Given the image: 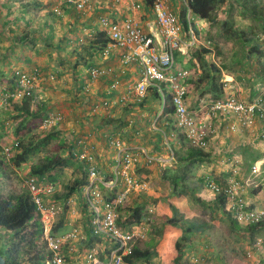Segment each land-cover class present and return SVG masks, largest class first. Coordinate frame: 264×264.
<instances>
[{
	"label": "crops",
	"instance_id": "obj_1",
	"mask_svg": "<svg viewBox=\"0 0 264 264\" xmlns=\"http://www.w3.org/2000/svg\"><path fill=\"white\" fill-rule=\"evenodd\" d=\"M141 1L143 2V7L140 10L132 9L126 1H96L89 9L82 11H79L75 5L65 4L63 5V15L58 17L50 15V10L56 5L54 0H0V94L3 90H11L16 86V82L13 77L15 69L20 68L31 70L33 67H40L44 72V75L42 79L38 81L35 88V92L39 100L48 101L53 109L58 108L61 112H63L62 110L65 111L67 107L70 106L71 109L76 108L77 104L69 101L70 96H65V94L75 91L77 98L80 99V104H82L86 110L92 109L93 111L100 112V117H98L96 122L91 118V116H88V118L90 117V119H87L86 121V126L88 128L84 129L81 134L84 132L88 133L87 135L85 134V136H87L89 142L94 145L97 161L96 164L99 165L102 177H111L109 180L105 179L106 182L113 179L115 180V175L118 169L119 152L108 143V140L102 137L103 132H110L111 130V132L115 134V137L119 139L121 138L128 147L135 149L143 148L145 150L147 148L151 149V153H147L152 157H155L156 160L149 164H147V159L141 162L144 165L147 164V167L144 168L148 171L146 177L143 178L142 181L145 185L144 189L133 190L129 194L128 200L124 206L126 207L123 211L124 214H130V206H132L136 200H139V202L146 203L148 213L146 218L149 216H154L155 218L156 216L163 214L172 216L173 211L168 205L166 199L168 198L177 205L180 214L183 215L184 218L188 221H197V223L203 224L206 231H209L208 229L213 227V224H216L214 223L216 219L219 220V226L217 227H220L222 224L227 228L229 223L225 216L219 215L216 212L218 206L215 205V210L212 208L213 203L216 200V193L207 185L204 186L198 193V195L205 201L204 205L194 202L189 194H183L178 197H170V188L161 177L163 167L159 158L168 159V163H170L168 166H174L175 162L171 160V154H169L168 151L162 152L161 149L157 147L156 143L158 142L154 136V134H156L155 130L162 131V129H164L163 125L166 123V118H163V123L160 122V126H157V123L149 122L151 118L149 119L146 116L150 107H154L155 105L157 106V103L150 104L149 102V105L145 104L143 108L139 105L123 106L120 103L115 104V102L119 100L122 95H125L133 85L141 80V66H139L136 62L125 64L123 62V53L119 50L113 51L108 56L102 55L101 52H94L90 58L89 53L92 51L90 48L87 50V48H83L84 45H81L82 49L77 48L80 44L75 42L76 39H80V43H84L85 41L88 42L90 39L95 37L94 35L99 30L103 29L100 23V18L103 16H106L111 20L125 19L128 16L134 17L143 28L148 29L149 25L153 23L154 16L151 13L150 6L148 4L149 2L147 0ZM163 1L169 8H172H170L171 10H174V12L178 14L182 24V39L184 41V45L182 51H179V57H181L183 63L180 67L189 69L190 74L188 81L197 80L198 77L203 74V70L202 68L200 70L196 65H200V61L202 60L198 57V55L194 56L192 54L194 51L191 53L190 49L194 48L195 50L202 43L205 45L204 42L200 43V39H198V37L203 39L207 38H205V35L200 36V34L202 33V28L204 26L206 27V24L212 22L208 19H203L196 15L190 16V14H188L187 21H192L190 26L196 38V40H193L191 32L184 29V19L181 16V0ZM207 33L208 31L205 34ZM68 43L70 44L65 49V46ZM214 55L215 54H211V57H214ZM78 56L80 57L78 58ZM86 59H88V62L92 60L95 64L111 67L114 70L113 75L104 76L101 79L91 80L89 73L90 67L87 64H84ZM76 61L80 62L79 67H75L74 65ZM11 67H13L11 69V73L7 75L6 73ZM52 73H58L55 75V79L53 80L48 78L50 75H53ZM256 74L260 75L258 72H256ZM225 76L227 79L234 80L238 90L242 88L243 85L237 81L236 73L225 74ZM114 78H119L120 81L118 85L112 89ZM51 84L56 85L57 88L56 86H51ZM260 84L262 83L259 82L258 85ZM83 86L86 87L85 91L88 95H84L82 90L81 92L79 91V89H82ZM188 87L190 90V102H195L197 106L200 102H202L198 99H194L196 96L195 94L198 95L197 85L188 82ZM51 88H55L53 89L54 92L49 91ZM249 89L252 90L251 87ZM77 90L80 92L79 94H77ZM250 95L251 93L249 96ZM50 96L53 98L51 99ZM254 96L256 95L254 94ZM103 100H109L111 104L109 106L102 105L96 110V106L94 107V104H102ZM68 101L72 105L68 106ZM125 107H133V109L130 114L124 113V115H127L124 117L122 110H124ZM11 109H13V107H10L8 110ZM105 110L109 111L110 117L122 119V122L119 124L118 122L120 121H114V124H118L119 128L122 123L128 127L122 128V130L117 128V131L112 124H108L106 122L104 116H101ZM160 112L162 115V110ZM87 114H89V111ZM150 114L151 113L149 112L148 116H150ZM3 115L4 114L2 113L1 118H4ZM106 116L107 115H105V117ZM21 119L22 117L20 120ZM1 124L3 125V123ZM6 125H8V122ZM133 125H135V127ZM148 125H151L152 127ZM221 125L222 127L220 126V131L211 141L212 148L209 149V153L211 154L212 160L210 162L207 161L204 165H202L197 170V175L203 177L208 174H212L215 177H218L221 182L227 183V181L233 177L240 176V178H244V175L250 172V151L247 150V148L250 146V150H252L251 147L256 146L257 139H260L262 137V133L264 132V123L259 120L256 122L254 127L248 130L241 129L238 131H232L230 129L229 121H226ZM134 128H136V131H133ZM129 129L130 131H128ZM72 130H75L76 133L77 128H72L71 131ZM70 132L67 133L69 134ZM108 133H105L104 136H107ZM141 133L143 137L141 136ZM134 134L137 135L135 136ZM144 134L146 135L144 136ZM167 138L168 136H166L164 141L166 148L169 147L168 144H170V141ZM160 145L165 148L163 143ZM113 148L115 149V152H113ZM257 155L260 156V162H263L264 150L254 154V156ZM67 169L69 168L67 167L63 170V176L64 173H68ZM69 171L71 172L70 174L74 173L75 179L78 173L74 167H71ZM144 172L146 173V171ZM232 174H235L236 176H232ZM156 182L160 185H154ZM115 185V189L105 186L104 189L106 190L104 193L106 197L124 189V178L119 177V181ZM243 192L252 205L264 204V181L258 187L243 188ZM75 196L78 200L79 196ZM74 207L75 219L76 221H79L81 215L80 218H78V216L81 213L80 209L82 208V204H78L77 207ZM201 208L207 209L210 213V218L207 221L198 218V212ZM149 209L152 214H150L151 212H149ZM67 230L68 229L64 231ZM85 233L88 236V239L86 236V241H88L90 237L95 240L94 246L98 249V256L100 260L107 262L111 256L112 248L115 247V245L104 237L99 236L100 238H97L96 236L94 237V234L91 236L88 231H85ZM247 233L248 232H246V234ZM162 235V237H158L159 241L155 246L158 255L152 258L153 263L174 264L172 259L175 253L174 241L181 235V229L167 226ZM255 237L257 238V235H255ZM260 237L261 236H258L257 239L255 238L252 245L248 246L247 254L252 252L253 255H248L247 259H244L241 256L242 258L238 259L240 264H249L248 260L250 261L251 259V264H264V241L262 240L263 245L260 249L255 246V243L261 239ZM207 238L208 237L205 239ZM196 250H199L197 246L189 250L188 254H194L193 256L195 259L198 260L201 257L197 255L195 252ZM200 250L201 252L206 250V256L202 257V260L204 261L207 260V258L211 259L212 253H215L220 261L225 259L223 256V249L216 251V249L212 248V245H209L207 242L204 244V248L202 247ZM227 250L229 253H232L229 247L226 248V251ZM81 258L82 259H78V264H91V262L87 259L86 253L84 255L82 254ZM187 258L188 260L190 259V257ZM192 260L193 259L190 261L192 262Z\"/></svg>",
	"mask_w": 264,
	"mask_h": 264
},
{
	"label": "trees",
	"instance_id": "obj_2",
	"mask_svg": "<svg viewBox=\"0 0 264 264\" xmlns=\"http://www.w3.org/2000/svg\"><path fill=\"white\" fill-rule=\"evenodd\" d=\"M100 1H107V0H100ZM147 1L149 2L147 3L151 5L154 0H147ZM226 1L227 0H190L188 4L182 2L183 6H182L181 16L184 19V29L189 31L190 29L189 26L190 24H192V21H187V15L189 10L192 15H196L203 19H208L210 22L215 23L219 18L217 15V11L219 10L220 5ZM54 2L57 1L54 0ZM251 8L252 9H250V11L256 14L257 13L256 5H254ZM50 15L59 17L62 16L63 14L58 15L54 11V7H53L50 10ZM222 25H223V30H222L223 33L227 35L231 40H233L235 44H238L237 49L234 50L233 60L231 61V63H229L230 64L229 66L234 67L235 65L236 66L239 65L240 71L244 72L247 63H249V60L253 59L252 60L253 63H256L257 65L262 64L264 67V48L262 46L263 42L261 41L264 32L263 35H261L260 37L256 35L249 36V32L247 31L248 29L241 30L239 28L234 27L233 21L231 20H225ZM107 35L108 34L106 30L101 29L94 35L95 37L90 39L88 42L85 41L84 43H80V39H76L75 42L80 44L79 47H77V45L76 47L82 49L81 45H84L83 48H87V50H89L90 48L92 50L91 52L89 51L90 52L89 55L91 58L94 52L97 53L102 52L104 48L108 45L109 37ZM256 38H258L257 39L258 41H255ZM69 44L70 43L66 44L65 49L67 46H69ZM203 52L210 53L211 50L205 48L203 49ZM178 53L179 52L176 51V54ZM194 55L196 56L198 55V57L201 58L200 51H197ZM79 57L80 56H78V58ZM84 64H87L90 67L89 73L90 70L94 67L97 68L104 67L99 64L93 63L92 60L88 62V59L85 60ZM74 65L75 67H79L80 62L76 61ZM227 66L228 65H226L225 61L222 62V65L221 64L218 65V63L216 62H212V63L209 62L207 70L204 71V73L201 76H199L197 80H193L194 82L188 81L189 80L188 77V79L186 80L187 84L188 82H190L192 84L197 85L198 95L195 94L196 96L194 99L196 100L198 99L199 101H202L197 106L195 102L191 103L189 98L190 90L188 87L186 102L190 110L197 111L201 107H205V111H207L209 115L211 114V110H210L211 105L215 101L227 97V95L231 91L226 86L228 83L225 82L224 78L222 77V68L223 67L227 68ZM34 68L40 69L42 75H44V72L40 67H34ZM260 72L261 74H264V69L261 68ZM52 74L54 78H51V75L50 77H48L51 80L55 79V75H57L58 73H52ZM102 77L99 78L101 79ZM90 78L92 80L91 73H90ZM258 80H262V77L260 76ZM202 84H204V86ZM161 85L162 88L164 89L163 96L160 93L158 87L153 85L149 86L148 93L151 91L152 98L161 100V102L164 97L165 105H163V108L161 109H158L156 106L154 107L152 106L150 107L149 112L155 116H158L157 114H159V112L162 110L161 117L163 116L166 118V123L163 125L164 129H162V131L155 130L156 134H154V136L158 142L156 143V145L159 149H161L162 152L168 151V153L171 154V156L173 155L174 156L173 161L175 162L174 166H168L162 169L161 177L167 183V185L171 190L170 197H174V196L178 197L183 194H189L194 202L204 205L205 201L198 195V193L202 190L204 186H206V184L208 183V179H212L213 181L217 182V184L220 186H224L225 184H227L221 182L218 179V177H215L212 174H208L206 176L200 177L197 175V170L207 161L210 162L212 160L211 154L209 153V149L212 148L211 141L220 131L222 127L221 124L228 121V119H226L221 114H218V116L216 117H212L211 122L213 124V127L216 129V131L214 132V134H211L210 136L206 137L207 145L205 147L194 145L191 142V140L188 138L187 134L183 131V129L179 127L177 120L178 118L176 115V107L172 101L173 98L172 92L165 83H162ZM81 90L84 95H88V93L85 91L86 90L85 86H83L82 89H79L80 92ZM35 91L36 90L34 89L32 93L25 94L20 100L12 101V104H14L13 109L15 110L16 114H18L17 116L22 117V119L19 121L14 131L18 140V143L16 145L18 147L17 149L18 151L15 153V156L12 158V163L16 167H20L23 163H26L31 156L44 151L45 149H47L49 145H51L54 141H56L53 144V148H52L54 152L51 155L48 154L45 155L43 160L32 165L29 172V176H36L40 181H48L55 183L57 182V180H59L58 178H60V175L65 168L74 167L78 175L75 177L74 182L72 184H69L70 186L68 187L69 188L68 192L63 197L62 204H64V209L62 210V214L60 216V225L54 227L53 232L58 234L65 230L62 228L65 225H67L65 221L69 219L68 217L71 212L69 199L73 196L72 194H75L79 196V200H82L81 201L82 222L84 226H86L88 233H90V235L92 236L94 232L91 224L94 214L92 213L90 205L86 200V196L84 194V188L89 183V176H90L89 168L91 167V165L96 166V169L100 174L99 165L96 164L97 161H96L94 145L91 142H89V140H86L88 145L93 146V150H92L93 161L87 158L84 160H80L78 157V153L83 149V144L80 141L85 140L87 138L85 134L87 135L88 133L84 132L83 134H78V132L75 133V130H73L71 133L68 134L66 131H64L61 126L62 123L66 120L65 114L61 112L60 109L58 108L53 109V107L50 106L51 104L48 101L39 100ZM79 91L77 90L78 92L77 94L80 93ZM250 93L251 95L248 97L247 99L248 101H253V99L256 96L261 95V93H258L256 89H252ZM254 94L256 96H254ZM70 95L76 96V92L71 91L69 93V96ZM125 95H122L119 98V100L115 102V104L120 103L123 106L139 105L142 108L145 106V104H149V101L146 100L148 94L140 102L132 101V100L124 101L122 98ZM78 101L80 104V99ZM99 104L100 103L94 104V107L96 106L95 107L96 110L100 107ZM132 109L133 107H125L124 111L126 114L127 113L130 114L132 112ZM52 114L60 116L61 119L53 127H51L50 130L45 131L42 134V136L40 135L39 140L37 142H35L31 138L25 140V138L27 137V135H29V133L33 132L35 128L40 127V125H42L45 122V120L50 118ZM99 114L100 112H96L90 109L89 114H87V116H91V118L96 122L98 120V117H100ZM258 114H260V111H257V115ZM105 115L107 116L105 117ZM101 116H104L106 122L108 124H112L115 127V129L118 131L117 129L119 128L118 124L122 122L121 118L116 119L110 117L108 110H105ZM114 121H120V122H118V124L115 125ZM4 123L6 122L3 121V124ZM133 126L135 127V125ZM125 127L127 128L128 126L122 123L119 129L122 130V128ZM128 131H130V129ZM133 131H136V128H134ZM108 132H103L102 137L108 140V143L112 147L119 150L116 146H113L110 142L112 138H116L115 134H113L111 130L109 133ZM105 133H108V135L104 136ZM134 135L136 136L137 134ZM145 135L146 134H144V136ZM141 136L143 137L142 133ZM166 136H168L167 139H169L170 141V144H168L169 147L167 148H166V144L164 143ZM172 136L173 137L177 136L178 140L176 142H172L171 140ZM120 141L124 143L121 138ZM162 143L165 146V148H163L160 145ZM133 150L136 151L135 148H133ZM145 159L146 158L143 155L142 158L135 163V166L133 168L132 174L140 182L143 181V178H145L146 174L148 173V171L144 167H147L146 165L149 163L145 165L141 163L142 161H145ZM259 159L260 156L258 155L253 156V158L250 160L249 163L252 166V164ZM8 165L6 164V162H4V160L0 159V175H3L7 172ZM144 171H146V173ZM135 172L137 176L135 175ZM233 175L236 176L235 174H232V176ZM100 176L102 177L101 174ZM102 178L104 180L105 179L109 180L111 177L109 178L104 176ZM100 185L102 191L105 192L106 189H104L105 188L104 184L101 183ZM115 196H116V192L110 194L107 198L113 200ZM166 199L168 205L171 207L173 211V215L172 216H169L167 214L158 215L154 218V223L156 225L161 226L162 228V230H160L161 234L164 233L167 226H172L181 229V235L178 238H176V240L174 241L175 253L172 259L174 264H189V260L187 258V256L189 255L188 252L193 247H195V244L193 243L190 237V235L194 231V224H193L194 221H188L186 218H184V216L180 214L177 205L170 199L168 198ZM215 205L218 206L217 208L222 209L223 212L227 214L229 218V222L231 223V227L234 230H239L241 226H244L245 230L251 235V240H254L256 231L264 228V224L261 223L250 224V225H243L238 223L237 220L233 217L232 213L228 211L226 208L227 197L225 191H220L219 193H216V200L212 206L214 210H215ZM125 209L126 207H123V210L122 207L118 208V210L120 211L122 210L121 213H124L123 211ZM129 210L131 211L130 214L127 213L124 215V217L121 218L120 216L118 219L119 224H121L125 228H130L132 227L133 224H141L143 221L146 220L148 214L146 203L139 202V200H136V202L132 206H130ZM0 227L6 228L11 231L8 247L4 251H0V253L4 255V257L6 258L7 264H47L46 260L50 258L51 251L48 250L47 243L44 238V224L37 212V205L32 200V195L27 188L19 192H11L7 194L3 193L0 190ZM95 236L97 238H100L98 235L94 234V237ZM87 239L85 238V240ZM88 243H91L90 245L93 247L95 245V240H93V238L90 237ZM155 246L156 245L154 241L150 243L148 247L145 248L136 244L133 247L132 253L124 256V260L128 263H136L138 261H142V262L146 261L147 263H152L153 262L152 258L158 255Z\"/></svg>",
	"mask_w": 264,
	"mask_h": 264
},
{
	"label": "built area",
	"instance_id": "obj_3",
	"mask_svg": "<svg viewBox=\"0 0 264 264\" xmlns=\"http://www.w3.org/2000/svg\"><path fill=\"white\" fill-rule=\"evenodd\" d=\"M54 11L58 15L63 14V5H75L79 10H86L91 5L100 0H56ZM126 1L134 10H140L143 7L141 0H111ZM190 0H182L188 4ZM150 6L151 13L154 16L153 23L145 29L134 17L125 19H115L103 16L100 18L102 28L106 30L109 37L108 45L101 52L102 55L108 56L113 51L123 53V62L129 64L136 62L142 68V78L139 82L130 88V91L123 96V100H132L140 102L148 94L150 85L157 86L159 91L164 95L162 83H165L173 94V104L176 107V115L179 127L187 134L191 142L196 146L205 147L207 145V136L214 134L216 129L211 122L212 117L223 115L229 121L230 129L238 131L241 129H250L255 126L258 119L264 120V93L256 96L253 101H246L237 94V86L233 79H225L228 84L227 88L231 92L226 98L215 101L211 107V114L208 115L205 107L197 111L190 110L186 102L188 93V84L186 80L190 71L186 68H178L176 65V51H182L184 41L182 39V26L178 15L173 12L163 0H154ZM189 10V14H190ZM192 30V29H191ZM193 40H196L193 30L190 31ZM264 48V35L261 38ZM92 80L99 79L104 75H113L114 70L111 67H94L90 70ZM16 88L11 91H4L0 94V115L7 110L13 100H20L25 94H30L36 88V85L43 75L40 69L31 70L16 69L14 71ZM51 78H54L52 75ZM119 78H114L113 87L117 86ZM109 100L102 102L103 106L110 105ZM165 103V99H164ZM101 106V104H99ZM257 111L260 114L257 115ZM202 112V113H200ZM60 116L52 114L45 120L43 127L54 126ZM264 138V132L262 133ZM87 138L80 141L83 149L78 153L80 160L89 159L93 161V146L88 145ZM111 144L119 150L118 169L115 180L105 181L98 173L96 166L91 165L89 168V183L84 188L86 200L92 210V228L95 234H103L115 247L112 248L111 256L107 262L98 259V249H91L88 258L92 264H137L128 263L124 256L132 253L136 244V235H142L143 231L139 228L133 230L126 229L119 224V207L125 206L129 194L133 190L144 189V183L137 180L132 174L135 163L144 157L147 163L156 160L147 153L143 148L133 150L126 146L118 138H112ZM18 141H16L15 146ZM87 145V146H86ZM13 145L5 146L2 152L3 157L10 158ZM163 167L168 165V159L159 158ZM174 160V156H171ZM244 178L233 177L227 184L220 186L212 179H208L206 184L215 193L225 191L227 197V210L230 211L238 223L243 225L264 224V204L252 205L243 192L245 187H258L264 181V161H256L252 164L250 172L244 175ZM123 177L125 187L122 191L116 192L112 200L105 196L100 184L108 188H115V184ZM26 186L32 195V200L37 205V212L44 224V238L47 243L51 256L46 260L47 264H72L68 260V253L74 249V243L79 239H84L85 233L81 231L79 224L70 222L71 228L58 234L53 232L55 223L58 220L61 207L56 204L50 197L55 193L56 184L48 181H40L36 176H30L26 180ZM245 186V187H244ZM69 203L72 204L71 199ZM151 211V210H150ZM149 211V212H150ZM75 214V210L73 209ZM57 219V220H56ZM148 219V218H147ZM262 241L256 242V247L260 249ZM249 256L253 253L249 252Z\"/></svg>",
	"mask_w": 264,
	"mask_h": 264
},
{
	"label": "rangeland",
	"instance_id": "obj_4",
	"mask_svg": "<svg viewBox=\"0 0 264 264\" xmlns=\"http://www.w3.org/2000/svg\"><path fill=\"white\" fill-rule=\"evenodd\" d=\"M260 1V2H258ZM227 0L226 2H224L223 4L220 5L219 10L217 11V15L219 16L217 22L215 23H208L206 24V27L204 26L202 29V33L200 34V36L205 35L206 39L200 38L198 37V39H200V43L204 42L205 45L200 44V46L198 48H196L194 50L190 49L191 53L192 51H194L192 54L194 55L197 51H200L201 53V60L200 61V65L197 64L196 66L201 70L204 71L207 70V67L209 65V62H216L218 63V65H222V62L225 61L227 68H222V77L224 79H227L225 74H237V81L240 82L243 86L240 90L237 91V94L240 95L242 98H244L246 101H248V97L250 94V90L249 88L252 87V89H256L258 93H264V74H261L260 69H264L262 64L257 65L256 63H253V59L249 60V63H247V66L245 67V71H240L239 69V65H235L234 67L229 66L231 63V61L233 60V55H234V50L237 49L238 44H235L233 40H231L227 35H225L223 33V22L225 20H231L233 21V26L239 29H248L247 31L249 32V36H258L260 37L261 35H263L264 32V0ZM182 2V0H181ZM254 5H256L257 7V13H252L250 11V9H252L251 7H253ZM183 6V3H182ZM171 8V7H170ZM172 9V8H171ZM174 12V10H172ZM255 14V15H254ZM129 17V16H128ZM127 18V17H126ZM42 28V27H41ZM208 31L207 34H205ZM258 38H256L255 41ZM210 49L211 52L206 53L203 52V49ZM211 54H215L214 57H211ZM196 56V55H194ZM211 57V58H209ZM252 58V57H251ZM255 60V59H254ZM176 65L178 66V68H184V67H180L181 65H183L182 63V59L181 57H179V53L177 54V58H176ZM73 66V65H72ZM249 67V68H247ZM13 67H11L9 69V71L6 73L7 75H9L11 73V69ZM34 68V67H33ZM32 68V69H33ZM209 69V68H208ZM29 70V69H28ZM254 71V72H253ZM253 72V74H252ZM256 72H258L260 75H257ZM260 76L262 77V80H258L260 78ZM53 80V79H52ZM236 80V79H235ZM261 82L262 84L258 85V83ZM204 86V84H202ZM51 86H56L54 84H51ZM246 87V88H245ZM254 87V88H253ZM57 88V86H56ZM55 88H51L49 91L54 92ZM260 91V92H259ZM163 96V93L160 92ZM152 92L150 91L148 93V96L146 98V100H148L150 102V104H156L157 103V108L161 109L163 108L164 104H161V100L158 99H153L152 98ZM69 95L68 94H65ZM64 96V97H65ZM51 99L53 98L52 96H50ZM164 99V97H163ZM79 99L77 98V95H70V99L69 101L74 102L75 104H77L76 108L71 109L70 107H67V109L63 111V113L66 116V120L62 123V129L66 132H70L72 128H77L78 134H81V132L84 131V129L88 128L86 125V121L87 119H90V117L88 118L87 116V112L90 111V109L86 110L84 107H82L81 104H79ZM68 101V106L72 105L71 103H69ZM147 101V102H148ZM55 103V101H54ZM149 105V104H148ZM70 114H67V113ZM123 116H127L124 115L125 111L122 110ZM160 114H157L158 116L155 115H149L146 114V116L150 119V122H155L157 123V126H160L159 123H163V118L165 117H161V112H159ZM3 116L4 118H1L0 116V159L4 160V162H6V164L8 165V170L5 174L0 175V190L3 193H11V192H19L22 190H25L26 187V179L29 177V172L31 169V166L40 162L41 160H43L45 155H51L54 150L53 148V144L56 142L54 141L51 145H49L47 147V149H45L44 151L37 153L33 156L30 157V159L26 162L23 163L20 167H16L13 163H12V158L15 156V153L18 151V147L15 146V143L17 140L16 134H15V128L18 125L20 118L19 116H17L18 114H16L14 109L11 110H7L3 112ZM137 114V113H135ZM137 117V115H136ZM3 121H7L4 123V127L1 123H3ZM150 127H152L151 125H148ZM51 127L45 128L43 127V124L40 125V127L35 128L33 130V132L29 133V135H27V137L25 138V140L28 139H32L35 142H37L39 140V136L45 132L50 130ZM73 131V130H72ZM71 131V132H72ZM70 132V133H71ZM14 133V135H13ZM15 136V137H14ZM146 140V139H145ZM172 142H176L178 140V137H171ZM27 142V141H25ZM29 143V142H28ZM8 145H13V149L10 153V158L9 159H5L4 157L2 158V152L5 146ZM146 148V147H145ZM252 150H250V146L247 148V150L250 151V155H249V160H251L254 156L255 153H258L259 151L264 150V138H260L257 139L256 142V146L255 147H251ZM147 152L151 153V149L147 148L146 149ZM113 152H115V149L113 148ZM153 152V150H152ZM250 162V161H249ZM69 169L71 167H68ZM69 169H67L68 173H63L60 176V178H58L59 180H57V182H55L57 185L56 187V191L55 193L50 196L51 198H53V200L55 201L56 204L60 205L61 210H60V214L58 215V220L55 223V227L60 225V216L62 214V210L64 209V204H62V200L63 197L65 196V194L68 192V187L70 186L69 184H72L74 182V173L70 174L71 172L69 171ZM237 178H240V176H237ZM154 185H160L158 182H156ZM164 188V187H163ZM171 191V190H170ZM73 195V194H72ZM71 195V196H72ZM71 202L72 204H70V214H69V219L67 221H65V223L67 225H65L62 229H70L72 222H76L79 224L80 229L82 231V233L85 231H87L86 226L84 227V224L82 222V218H80L81 213L79 214L78 218H80L79 221H76L75 219V214L73 213V209L75 208L74 206L77 207L78 204H81L79 202H81L82 200H77L76 196H72L71 198ZM123 210V208H122ZM121 210V211H122ZM81 211V209H80ZM219 215L225 216V218L227 219L229 226L226 228V226H223L221 224L220 227L218 224V219H216V221L213 224L214 226L211 227L210 229H208L209 231L205 230V227L199 223H197V221H194V231L192 232V234L190 235L191 240L193 241V243L195 244V246H197L200 249H202V247L204 248V244L207 242L209 245H212V248H215L216 251L217 250H222L223 249V256H224V260H219V258L217 257V255L215 253H212L211 251V259L207 258V260H202L203 256H206V250H204L203 252H201V250H196L195 252L197 253V255H199L201 258H199V261H195V257L193 256L194 254H189L187 257H190L189 259V264H240V261L238 260L239 258H244L247 259L248 258V254H247V250H248V246H251L252 243L254 242V240H251V235L250 234H246V230L244 228V226H241L239 230H234L231 227V223L229 222V218L227 216V214H225L223 212L222 209L217 208L216 211ZM199 216L198 218L207 221L210 218V213L207 209L205 208H201L198 212ZM124 213H121V218L124 217ZM191 219V218H190ZM189 219V220H190ZM71 222V224H70ZM69 227V228H68ZM132 228H136V232L137 230L140 228L141 231H143L142 235H136L135 239H136V244L140 245L141 247L145 248L148 247L150 245V243H152L153 241L155 242V245H157L159 239L158 237H162L163 235L161 234L160 230H162L160 225H156L154 223V216L151 217L150 220L146 221V223L142 222L140 225L139 224H133ZM129 229V228H128ZM138 233V232H137ZM11 231L6 229V228H1L0 227V251H4L8 245H9V237H10ZM139 234V233H138ZM257 238L258 236H261L259 239L260 241H264V228L256 231ZM206 237H208L207 239H205ZM256 238V239H257ZM257 241V240H256ZM262 241V243H263ZM88 241L79 239L76 241V243H74V249L73 251H71V253H68V258L69 260L74 263V264H78V259H82L81 256L82 254L84 255L86 253V250L90 247H92L90 244L91 243H87ZM264 244V243H263ZM262 244V245H263ZM207 246V245H206ZM256 246V243H255ZM229 247L230 251L232 253H229L228 250L226 251V248ZM227 253V254H225ZM218 254V253H217ZM80 256V257H79ZM192 256V257H191ZM242 256V257H241ZM262 257V256H261ZM218 258V259H217ZM191 259L192 262L190 261ZM260 259V257H259ZM156 263V262H155ZM248 263L251 264L252 263V259L249 261ZM137 264H154L152 263H147L146 261L142 262V261H138ZM157 264V263H156ZM162 264V263H160Z\"/></svg>",
	"mask_w": 264,
	"mask_h": 264
},
{
	"label": "clouds",
	"instance_id": "obj_5",
	"mask_svg": "<svg viewBox=\"0 0 264 264\" xmlns=\"http://www.w3.org/2000/svg\"><path fill=\"white\" fill-rule=\"evenodd\" d=\"M188 14H189V12H188ZM190 16H192V14L190 13ZM192 18V17H191ZM181 26H182V24H181ZM190 27V29H189V31H191V26H189ZM182 30H183V28H182ZM177 52H179V51H177ZM176 58H177V54H176ZM178 67V66H177ZM18 69V68H17ZM16 70V69H15ZM13 77H14V74H13ZM225 80V79H224ZM15 82H16V80H15ZM16 87H14L13 89H15ZM13 89H11V90H13ZM10 89L8 90V91H11ZM4 91H6V90H3L2 92H4ZM1 92V93H2ZM261 94H263V93H261ZM104 101V100H103ZM118 101V100H117ZM162 104H164L165 105V103H164V99L162 100V102H161ZM101 106H102V104H101ZM10 107H13L14 108V104H12ZM10 107L8 108V109H10ZM7 109V110H8ZM7 110H5V111H7ZM4 112V111H3ZM2 112V113H3ZM2 115V114H1ZM0 115V116H1ZM53 127V126H52ZM263 138V137H262ZM2 157H3V155H2ZM5 158V157H4ZM6 159V158H5ZM173 161V160H172ZM170 163H168V165H169ZM168 165L166 166V167H168ZM163 167V166H162ZM166 167H163V168H166ZM30 177V176H29ZM27 180V179H26ZM54 183V182H53ZM56 184V183H55ZM27 187V186H26ZM56 187H57V185H56ZM143 190V189H142ZM56 191V190H55ZM53 199V198H52ZM70 200V199H69ZM70 204V203H69ZM124 207V206H123ZM122 207V208H123ZM149 211H150V209H149ZM151 212V211H150ZM119 217H120V215H121V211L119 210ZM150 214H152V212L150 213ZM151 217L152 216H149L148 217V219L146 218V220L145 221H143L144 223H146V221H148V220H150L151 219ZM78 224V223H77ZM140 225V224H139ZM92 226V225H91ZM126 229H128V228H126ZM130 230H133V228L132 227H130L129 228ZM95 234V233H94ZM95 235H98V236H100V237H104V238H106L103 234H95ZM85 236H87V234L85 233ZM86 238V237H85ZM85 238L83 239V240H85ZM107 239V238H106ZM136 245V244H135ZM93 248H96L95 246H93V247H90V248H88L87 250H86V255H87V259L89 260V258H88V254L90 253V251H91V249H93ZM257 248V247H256ZM97 249V248H96ZM98 252V251H97ZM97 257H98V259L100 260V258H99V256H98V253H97ZM68 260H69V258H68ZM90 261V260H89ZM195 261H198L197 259H195ZM72 264H74L73 262H72V260L70 261ZM91 262V261H90ZM137 263V262H136ZM92 264V263H91Z\"/></svg>",
	"mask_w": 264,
	"mask_h": 264
},
{
	"label": "water",
	"instance_id": "obj_6",
	"mask_svg": "<svg viewBox=\"0 0 264 264\" xmlns=\"http://www.w3.org/2000/svg\"><path fill=\"white\" fill-rule=\"evenodd\" d=\"M0 264H7L6 258L0 253Z\"/></svg>",
	"mask_w": 264,
	"mask_h": 264
}]
</instances>
